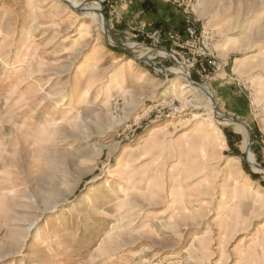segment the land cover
I'll use <instances>...</instances> for the list:
<instances>
[{"label": "rangeland", "instance_id": "1", "mask_svg": "<svg viewBox=\"0 0 264 264\" xmlns=\"http://www.w3.org/2000/svg\"><path fill=\"white\" fill-rule=\"evenodd\" d=\"M146 3L219 68L149 49ZM263 224L264 0H0V264H264Z\"/></svg>", "mask_w": 264, "mask_h": 264}, {"label": "built area", "instance_id": "2", "mask_svg": "<svg viewBox=\"0 0 264 264\" xmlns=\"http://www.w3.org/2000/svg\"><path fill=\"white\" fill-rule=\"evenodd\" d=\"M139 32L150 41L149 49H157L161 56L171 59L181 69L196 70L201 77L208 78L219 68L212 33L195 23L187 22L182 31L141 25Z\"/></svg>", "mask_w": 264, "mask_h": 264}, {"label": "bare ground", "instance_id": "3", "mask_svg": "<svg viewBox=\"0 0 264 264\" xmlns=\"http://www.w3.org/2000/svg\"><path fill=\"white\" fill-rule=\"evenodd\" d=\"M91 9H95L96 11H100V7L98 6V4H92V5L87 6V7L85 6V7L79 8L77 10V12H79V13H85V12H89ZM23 56H24V54H23V51H22L21 54H20V56H19V58L15 62L16 63V66L15 67H18L17 70H19L21 68L22 61H23ZM189 82H190L189 80H185L184 78L178 77V78H174V79L171 80L169 87L172 90H175L176 91L177 89H180V88L184 89V88L190 86L191 83H189ZM181 123H182L181 120H171L170 122H168L166 124H163V125H160V126H155L154 128H152L150 130L149 134H147L144 138H142L141 145L150 144L155 139V137L157 136V134L164 133L165 131H167V129L170 126L178 127L179 125H181ZM243 129H244V132L246 134L247 133L246 128H243ZM247 135H248V133H247ZM136 147L137 146H130V149L129 150L130 151H134L136 149ZM239 188H241V186L240 185H236L234 189L236 191ZM175 198H177V196ZM175 203H177V202H172V205L175 204ZM248 206H249V204H247V207ZM182 208L183 209H187V206H184V207L182 206ZM246 213H247V211H245V213H242L241 216L240 215L239 216L242 218ZM238 214H240V212H238ZM262 226H263V229H264V224ZM245 245H246L245 239L244 238H241L240 239V242H239V247L242 248ZM260 247H264L263 246V243L261 242V240H260ZM263 259H264V251L260 252V261L261 262H264ZM247 263H249V261H247Z\"/></svg>", "mask_w": 264, "mask_h": 264}, {"label": "crops", "instance_id": "4", "mask_svg": "<svg viewBox=\"0 0 264 264\" xmlns=\"http://www.w3.org/2000/svg\"><path fill=\"white\" fill-rule=\"evenodd\" d=\"M136 8V13L133 15H129V11H124V17L129 20L137 21V20H144L147 26L152 29L154 27H164V28H180L179 24L174 23L173 26L170 25L168 19L159 13L153 12V5L152 3H146L145 5H137L134 6Z\"/></svg>", "mask_w": 264, "mask_h": 264}]
</instances>
